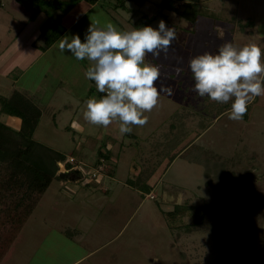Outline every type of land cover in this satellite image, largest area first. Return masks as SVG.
<instances>
[{
	"label": "rangeland",
	"instance_id": "rangeland-1",
	"mask_svg": "<svg viewBox=\"0 0 264 264\" xmlns=\"http://www.w3.org/2000/svg\"><path fill=\"white\" fill-rule=\"evenodd\" d=\"M1 1L0 95L7 96L17 85L14 81L37 92L42 115L33 138L71 155L79 167L77 174L52 179L8 264H224V247L218 248L206 231L217 217L215 209L193 231L182 229L192 221L193 208L200 201L219 205V194L205 185L201 159L190 162L180 155L170 161L158 143L171 134L170 115L199 101L187 66L192 56L216 52L226 41L236 47L254 43L264 49V0L171 1L176 10L160 5L161 0H147L143 6L124 1L129 12L116 8L123 18L114 13L115 0H102L107 11L98 17L101 24L111 21L128 31L137 27L141 15L160 12L147 25L156 28L163 20L176 32L167 54L146 57L160 69L158 103L144 113L148 117L144 126H132L125 134L117 122L104 128L83 118L85 97L104 94L85 78L91 62L76 60L68 50L62 53L58 48L65 35H79L84 42L89 24L99 14L88 13L42 52L39 32L53 10L35 12L36 2L24 7L14 0ZM184 1L192 2L190 16L180 15ZM57 4L60 9L54 16L65 13L64 18L71 16L69 21L76 18V11H62L63 0ZM168 88L173 95H168ZM228 110L206 129L197 127L195 116L184 117L186 134L174 151L185 155L189 147L202 146L200 156L215 153L226 159L232 172L245 175L260 207L243 211L242 227L250 233L248 244L264 258V96L256 97L239 121L230 120ZM99 153L105 158L96 165ZM97 166H102V172L91 178ZM152 168L155 171L145 185L138 172ZM174 206L178 210L170 216ZM2 219L8 226L9 217ZM66 229L73 231L72 238L64 233Z\"/></svg>",
	"mask_w": 264,
	"mask_h": 264
},
{
	"label": "trees",
	"instance_id": "trees-1",
	"mask_svg": "<svg viewBox=\"0 0 264 264\" xmlns=\"http://www.w3.org/2000/svg\"><path fill=\"white\" fill-rule=\"evenodd\" d=\"M24 7L36 2L35 12L47 11L50 8L53 13L46 19L40 29L39 37L43 40L40 50H45L58 37L64 33L60 15L54 16L55 10L60 9V0H14ZM63 12L82 0H63ZM94 3L97 0H85ZM124 1L132 2L143 6L147 0H115L114 8L126 9ZM171 1L161 0L160 5L168 6L176 10ZM180 15L190 16L193 12L192 2L184 1ZM2 1L0 0V7ZM57 8V9H56ZM49 14V13H48ZM160 12L151 16L141 15L136 23L141 27L150 23L152 19L159 16ZM264 51V49L262 50ZM191 73V72H190ZM39 95L23 85H14L7 96L0 95V114L14 116L19 119V126L13 128L0 119V264H8L9 259L18 244L23 238V228L40 203L43 193L53 178H60L57 172L58 164L65 163L70 169L71 163L66 161L62 152L41 143L33 138L34 131L40 121L42 111L39 105ZM175 110L170 115V133L165 137L159 146L164 147V155L170 161L176 156L185 157L192 162L194 159H201L203 165V176L205 185L210 186L219 197L216 199L218 206L214 207V201H200L193 208L192 221L185 224L182 229L191 232L200 226L209 211L215 209L218 212L216 219L206 226V231L214 237L218 248L224 247V264H264L261 256L254 245L248 244L250 233L242 227L243 211L256 210L260 207L259 201L252 195L250 188L245 182V175L235 174L227 168L226 159L220 160L215 153L200 156L202 146L194 145L184 154L174 151L186 134L184 117L195 116L196 125L200 129H206L212 121L230 109L231 101L225 104L211 101L207 96L199 98L195 104L189 103ZM180 110V111H179ZM99 161L105 158L102 153L98 154ZM200 156V157H199ZM168 165V163H167ZM154 168L139 170V178L147 185L148 179L153 175ZM79 172V171H78ZM75 170H66L64 176L77 174ZM112 172L110 171V174ZM178 206L169 212L170 216L176 214ZM221 212V213H220ZM224 212L226 216H224ZM216 214V213H215ZM3 215L9 217L8 226L3 224ZM229 216L230 218H227ZM64 233L73 237V231L66 229ZM14 238H17L14 240ZM14 240V241H13ZM13 241V242H12ZM9 243L8 245H6ZM239 252L238 260L236 254Z\"/></svg>",
	"mask_w": 264,
	"mask_h": 264
},
{
	"label": "clouds",
	"instance_id": "clouds-1",
	"mask_svg": "<svg viewBox=\"0 0 264 264\" xmlns=\"http://www.w3.org/2000/svg\"><path fill=\"white\" fill-rule=\"evenodd\" d=\"M175 40V30L163 20L156 28L144 25L128 31L119 30L111 21L93 20L84 42L76 34L61 37L59 50H68L76 60L90 61L85 78L104 94L87 99L83 118L104 128L117 122L121 134L130 133L132 126H144L148 121L144 113L157 105L161 91L157 87L160 69L146 62V57L167 54ZM262 58L264 51L254 43L236 47L227 41L216 52L194 55L187 62L192 91L217 103L231 101L228 118L239 121L248 105L264 96ZM167 92L174 94L171 88Z\"/></svg>",
	"mask_w": 264,
	"mask_h": 264
},
{
	"label": "crops",
	"instance_id": "crops-1",
	"mask_svg": "<svg viewBox=\"0 0 264 264\" xmlns=\"http://www.w3.org/2000/svg\"><path fill=\"white\" fill-rule=\"evenodd\" d=\"M159 1H156L155 2V4H157ZM102 5H104L103 3H102V0H97L96 2H94V3H90V2H88V1H85V0H82V1H79L78 3H76L75 5H73V7H71L68 11H70V10H72V11H76V18H73L72 17V19H71V21H69L70 20V18H71V16L70 15H66V17L64 18V15H65V13L64 14H61V22H62V24H63V26L65 27V32H66V30L70 27V26H72V25H74V23H76V22H78V21H80L82 18H84L88 13H92L94 16H97V14H99L98 16H97V20H98V17L99 16H101L102 15V11L103 10H105L104 12H106L107 11V9H104L103 7H102ZM110 8H111V6H110ZM115 10H114V13H116L118 16H120V18H123L119 13H117L116 12V8H114ZM128 9H130L128 6H126V9H123V10H125V11H127V12H129L128 11ZM67 11V12H68ZM66 18H67V20H66ZM64 20H66V21H64ZM66 22H67V24H66ZM115 23H118V21H115ZM119 24V23H118ZM120 26V25H119ZM122 27V26H121ZM124 31V30H123ZM48 48V47H47ZM42 52H44V50L42 51ZM15 83L14 84H18V81H14ZM13 84V85H14ZM91 90L89 89V92H90ZM85 99H86V101H87V99H88V97H85ZM1 116H5L6 117V121H4L6 124H8V125H10V126H12L13 128H17L18 126H19V119L17 118V117H14V116H9V115H4V114H0V119H1ZM63 174V173H62ZM64 176V175H63ZM62 176V177H63ZM102 191L105 193L106 191H107V189H102ZM40 204V203H39ZM39 204L35 207V209L39 206ZM34 209V210H35ZM33 214V213H32ZM78 233H79V231H78Z\"/></svg>",
	"mask_w": 264,
	"mask_h": 264
},
{
	"label": "built area",
	"instance_id": "built-area-1",
	"mask_svg": "<svg viewBox=\"0 0 264 264\" xmlns=\"http://www.w3.org/2000/svg\"><path fill=\"white\" fill-rule=\"evenodd\" d=\"M66 161L69 162V163H71L70 169H67L66 168V165H65L64 162L63 163H59L58 164V168H57V172L58 173H63L66 170H75V172H78L79 171V167L77 166L76 162H74V159H73V157L71 155H69V156L66 157ZM101 169H102V166H97L95 168V171L91 173L90 177L91 178H94V177L96 178L97 175L100 173ZM150 197H152V196H150Z\"/></svg>",
	"mask_w": 264,
	"mask_h": 264
},
{
	"label": "water",
	"instance_id": "water-1",
	"mask_svg": "<svg viewBox=\"0 0 264 264\" xmlns=\"http://www.w3.org/2000/svg\"><path fill=\"white\" fill-rule=\"evenodd\" d=\"M62 176H63V174H62V173H60V174H59V177H62Z\"/></svg>",
	"mask_w": 264,
	"mask_h": 264
}]
</instances>
